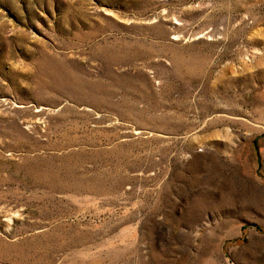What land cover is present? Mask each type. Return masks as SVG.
<instances>
[{
  "label": "rangeland",
  "instance_id": "374dc122",
  "mask_svg": "<svg viewBox=\"0 0 264 264\" xmlns=\"http://www.w3.org/2000/svg\"><path fill=\"white\" fill-rule=\"evenodd\" d=\"M0 264H264V0H0Z\"/></svg>",
  "mask_w": 264,
  "mask_h": 264
}]
</instances>
